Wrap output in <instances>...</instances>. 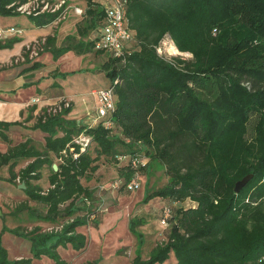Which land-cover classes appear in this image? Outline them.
I'll list each match as a JSON object with an SVG mask.
<instances>
[{"label":"trees","instance_id":"obj_1","mask_svg":"<svg viewBox=\"0 0 264 264\" xmlns=\"http://www.w3.org/2000/svg\"><path fill=\"white\" fill-rule=\"evenodd\" d=\"M28 1L0 0V15H24L16 9ZM82 1L77 35H67L59 46L49 36L42 46L54 60L70 50L103 57L95 70L107 79L103 88L115 95L112 127L106 128L102 120L87 125L70 119L67 108L36 117L30 126L44 133L41 150L27 138L0 153V168L8 165L7 181L18 178L25 185L26 199L11 213L24 212L32 223L49 224L48 229L36 224L11 230L4 222L0 264H31L43 257L66 264L59 248L83 250L87 240L78 229L87 224L96 228L99 221L97 197L82 178L91 177L101 157L118 161L124 156V187L134 172L129 158L153 160L169 176L165 186L144 194L143 203L154 198L191 202L176 209L166 242L146 259L140 251L143 235L137 231L143 218L131 217L128 227L138 250L129 264H163L170 254L175 264H264V0H126L133 41L125 61L94 50L93 31L102 24L105 4ZM57 15L25 16L45 26ZM165 35L190 57H161L156 47ZM15 41L19 38L0 42V48ZM24 61L31 59L24 54ZM41 67L34 61L25 70ZM13 124L19 122L0 121V138L6 142ZM80 134L90 138L85 151L73 142ZM53 157L59 160L56 170ZM21 158L32 161L16 172ZM44 165L50 167L45 190L32 183L40 179ZM248 174L250 180L235 192V183ZM4 233L27 241L31 258L9 259Z\"/></svg>","mask_w":264,"mask_h":264},{"label":"rangeland","instance_id":"obj_2","mask_svg":"<svg viewBox=\"0 0 264 264\" xmlns=\"http://www.w3.org/2000/svg\"><path fill=\"white\" fill-rule=\"evenodd\" d=\"M50 1L52 3L53 0ZM97 1L101 2L102 5L106 3V0ZM84 5L85 4L82 0H67L66 6H68V8L67 11L64 13L65 17L58 19L56 18L52 22H55L54 25L57 29L59 28V31H62L64 29L63 32L67 33L68 35H77L76 25L78 22H80L81 17L78 13H75L74 7L84 8ZM52 22H50V24ZM38 39L39 40L37 41H41V38ZM56 39L57 38H55L54 45L59 46L60 44L56 41ZM163 41L165 42L164 45L166 47H168V45L171 46L170 52L166 51L160 53L163 58L168 59L172 56L178 55L182 56L185 59H188L190 57V55L186 53H180L176 49L174 44H172V41L168 39V37H165ZM36 51L37 55H34L30 52V50H26L25 48L22 54L24 53L28 58L31 57L30 59L34 60L39 57L41 53L47 52L42 45L40 47L38 46ZM88 58L90 57L87 56V58H84L81 62L73 60L68 63V67H61L64 69L68 68L67 70H69L68 72H64L68 73L66 76H69L67 78L66 76H63V78H61L60 80L64 82L63 84L66 90H68L72 94L73 91L76 92V98L74 99V110H78L77 113L83 114V116H81L82 119H86L90 117V115H97L96 94L92 93L91 90L93 88H99L107 82V79L102 75L101 72H98L95 69H88L90 67V64L92 65V63L89 62ZM23 60L21 58H18L17 61H15V59L13 58L11 62L7 63V65L8 67H12L15 65L18 66ZM43 61L45 63L48 62L46 58H44ZM49 64L54 65L51 61H49ZM99 65L100 64L97 63V67ZM48 66L49 65H47L46 67ZM58 70L59 68L57 67L55 70L51 68L49 75L52 76V74L55 73L54 76H56ZM56 100L57 99H54L53 101L55 102ZM41 101V98H39L38 102L33 101L32 99V103L29 104V106L27 107V109H29L27 110L28 113L26 115L30 114V109L33 110L31 112L33 118L29 122H27L28 125H32L36 120V117L49 114L48 109H50V107H53L54 105L53 103L42 104ZM70 104L71 106L69 108H71L70 111L72 112L73 108L71 101ZM69 114L70 112L66 117L70 118ZM75 116L80 117L78 114ZM255 119V115L251 116L250 118L248 124L249 137L251 135ZM85 122L87 123L84 124L87 125H89L90 123H94L93 119H91L89 123L87 120H85ZM32 143L38 149L41 150L42 144L40 139L37 141L32 140ZM14 145L16 144H8V148ZM91 149L92 146L89 150ZM139 157L143 156L141 155ZM116 160L118 161L101 157L96 162L98 164L99 170L97 169L95 172L91 173V177L89 179L82 178V183L93 189L97 197V201L95 202V206L97 208L96 219H98L99 222L96 228H94L92 224H87V226L79 228V232L83 233L89 240H93L95 242L92 244L91 241H89L90 243L87 248L79 253H74L70 249H68L66 252H62L61 257L63 260L66 261L67 264H128L130 259L135 256V253L138 250V240L135 236L130 233L128 227L129 219L133 216L143 218L142 226L138 227L137 231L141 232L143 235V245L140 251L142 257L145 259L149 256L150 252L157 245L164 244L166 242L172 224L176 220V218L174 217L176 209L179 207H187L191 205V202L188 200L181 201L180 203H174L169 199L161 198H154L146 204L143 203L142 198L146 192L151 191L152 189L163 187L167 184L169 176L167 175L165 168L162 167L160 164L156 163L155 161H149L148 159V163L146 166H144L143 170L138 168L139 187L137 189L129 191L124 186H122L123 175L121 174V167L126 165L125 163H127V158L121 160L117 158ZM58 161L59 160L57 158L53 157V164L57 166ZM29 162L30 161H28L26 165ZM23 163L24 162H22V164ZM40 173V179L32 181V183L38 184L43 190H45L49 186L48 175L50 174V167L48 165H44L40 169ZM4 174L5 172L2 169L0 171L1 191L5 188L4 184L2 183V181H5L3 178ZM16 183L18 185L21 184L18 179H16ZM18 192H20L22 197L20 202L24 201L26 199V196L23 192V189L19 190ZM20 202H9V204H5L10 210L9 213H6V215L8 216L7 219H5L7 220V228L12 230L17 226H20L29 230L33 226H36V224H39V226H41L43 229H48V223H32L28 220L24 212L20 214H12L11 211ZM28 203L30 205H35V203L32 201H29ZM163 205L171 206V213H173V217H170L171 219L169 218L168 220H166L165 224L162 223L160 217ZM113 210L116 214L119 215L118 220L114 224L110 223L111 221L109 222L105 219V214L107 215L113 212ZM55 228L60 229L59 227ZM9 248L11 250L14 249L11 244H9ZM24 254L25 253H22L21 255L24 256ZM173 259L174 255L172 254L169 256L168 260L163 264H172Z\"/></svg>","mask_w":264,"mask_h":264},{"label":"crops","instance_id":"obj_3","mask_svg":"<svg viewBox=\"0 0 264 264\" xmlns=\"http://www.w3.org/2000/svg\"><path fill=\"white\" fill-rule=\"evenodd\" d=\"M54 23L55 22H52L51 24L49 23L45 26H36L27 16L24 15H13V16L0 15V32H2L3 34V39H1L0 42H3L5 44V42L9 39H12L14 37L19 38V41L13 42L10 46L0 48V121L19 122V124L11 125L6 132L10 139V142H6L2 138H0V153H4L7 151L8 144H18L27 138L36 141L40 139L41 142L43 141L44 133L39 130L31 129L30 128L31 125L27 124V122L31 120V119L29 120L27 119L28 115L26 114L28 113L27 110L29 109V108L27 109V107L29 106V104L32 103L33 98L36 97L41 98L42 104L44 103L51 104L54 102L53 101L54 99H58L60 97H64L70 100L72 102L73 109L72 112L70 111L69 117L70 119L76 118L78 122L81 121L82 123H87L85 122V120H87L89 123L91 119L94 120V118L96 117L95 115L89 114L90 117L86 119L85 118L82 119L81 116H83V114L77 113L78 110H74V106H75L74 99L76 98L75 95L76 92L73 91L72 94L65 89V86L63 84L64 82L60 80L61 78H63V76H61V73L68 72L69 70H67L68 68L64 69L61 67H68L67 66L68 63L73 60L81 62L84 58H87L88 56L90 57L88 58L89 62L92 63V65L90 64V67L88 69H96L97 63L100 64L103 57L92 53L79 55L76 54L74 51H68L63 55H61L57 60H54L52 58L51 52L47 51L41 53L39 57H37L36 59L34 60L31 59V62L34 61L41 62L43 64V67L36 70H29V71L25 70L27 67L30 66L31 62H27L23 60L24 53L22 54V52L24 51L25 48L27 50V46L30 42L34 40H39L38 38L44 40L46 37L54 36L55 38H57L56 41L61 45L63 39L66 37V35H68L67 33L63 32L64 29L62 31H59V28L57 29ZM10 27L18 29L20 32L17 33L10 31L7 32V29H9ZM13 58L15 59V61H17L18 58H21L24 62L22 61L18 66L15 65L12 67H8L7 63L11 62ZM44 58L47 59L48 61L47 63L43 61ZM49 61H51L54 65H50L51 63L49 64ZM47 65L49 66L46 67ZM56 67L59 68L56 76H54L55 73L52 74V76H50L49 72L51 68L55 70ZM68 76H66V78ZM106 85L107 84L105 83L103 86H100L99 88H93L91 92L96 94L97 90L105 87ZM77 114L80 117H76L75 115ZM94 123H90L89 125H93ZM28 161H32V158L19 160L18 164L14 168L15 171L18 172L19 170L24 168ZM22 162L24 163L22 164ZM2 169L5 172L3 176L5 181H2L5 188L2 191L0 190V210L2 211V215L0 216V232L3 227V223L4 222L6 223L7 221L5 220L8 217L6 213L10 212L7 205L5 204H9V202H13V203L20 202L22 198L20 192H18L22 188H19V185L16 183V181L13 183L7 181V178L9 176L8 165L2 166L0 168V171ZM118 217L119 215L116 214L114 210L113 212L107 215L105 214V219L109 222L111 221L110 223L113 224L116 223ZM86 240L87 242L84 249L87 248V246L90 243L89 241H91L87 237ZM94 242L95 241L93 240L91 241L92 244ZM2 244L3 247L7 250L9 259L12 258L11 260L31 258V253L29 251L30 248L29 243L24 239H21L20 237L14 236L9 233H4L2 235ZM9 244L13 246L14 248L13 250L9 248ZM68 249L70 248L67 249L59 248L58 253L60 257L62 255V252H66ZM71 251L74 253H79L82 250L81 251L71 250ZM22 253H25L24 256L21 255ZM134 257L130 259L129 263ZM63 261L66 263L65 260ZM34 263L54 264V262H52L51 260L49 262V259L47 260V258L45 257L41 258L40 260H32L31 264ZM172 264H175V258L173 259Z\"/></svg>","mask_w":264,"mask_h":264},{"label":"built area","instance_id":"obj_4","mask_svg":"<svg viewBox=\"0 0 264 264\" xmlns=\"http://www.w3.org/2000/svg\"><path fill=\"white\" fill-rule=\"evenodd\" d=\"M54 1V0H53ZM51 3L50 0H30L27 3L21 4L17 7V11L24 15H38L44 12L58 13V18H64L65 12L68 6H66L67 0H56ZM126 0H106L104 5V19L101 26L93 31L94 33V50L103 51L110 55L114 59H119L125 61V53L128 51L129 45L133 41V32L128 26V19L126 15ZM75 13L82 15L84 8L74 7ZM20 32L18 29L10 27L7 32ZM168 37L165 35L156 47L157 53L160 55L162 52H170V45L166 47L163 39ZM3 39V34L0 32V40ZM44 40L33 41L27 46V50L34 55H37V47L44 43ZM172 41V40H171ZM172 44L173 41H172ZM171 44V45H172ZM175 46V45H174ZM181 53V52H180ZM190 55L189 53H186ZM161 56V55H160ZM162 57V56H161ZM173 57V56H172ZM169 59V58H168ZM58 100V99H57ZM53 102V107L48 109L49 114H56L64 109L71 106L70 101L64 97L59 98L58 101ZM33 101H39V98H33ZM96 101H97V115L94 118L95 124L102 120L106 128L112 127L111 114L115 109V95L111 88H101L96 91ZM73 142L80 146V151H85L89 144L90 138L80 134L73 139ZM77 154L74 155L76 157ZM124 157H119V159H124ZM130 166L134 169V172L130 180L125 184V188L129 191L137 189L139 187V172L138 168L146 165L147 160L145 158H129ZM18 179V178H17ZM161 221L163 224L166 223L171 217V209L165 206L161 209Z\"/></svg>","mask_w":264,"mask_h":264},{"label":"water","instance_id":"obj_5","mask_svg":"<svg viewBox=\"0 0 264 264\" xmlns=\"http://www.w3.org/2000/svg\"><path fill=\"white\" fill-rule=\"evenodd\" d=\"M52 166H53V169H55V170L57 169V166L55 164H53ZM251 177H252V175L248 174V175L244 176L241 180L237 181L235 183V187H234L235 192H238L243 186H245ZM19 188L24 189L25 188L24 183H21L19 185ZM1 215H2V211L0 210V216Z\"/></svg>","mask_w":264,"mask_h":264}]
</instances>
